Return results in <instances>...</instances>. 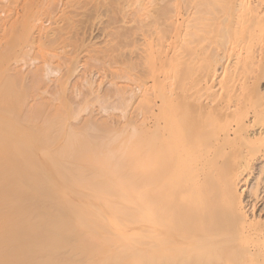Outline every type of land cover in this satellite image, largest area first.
Returning a JSON list of instances; mask_svg holds the SVG:
<instances>
[{
	"label": "bare ground",
	"instance_id": "bare-ground-1",
	"mask_svg": "<svg viewBox=\"0 0 264 264\" xmlns=\"http://www.w3.org/2000/svg\"><path fill=\"white\" fill-rule=\"evenodd\" d=\"M49 1H38L41 10L30 7V13L28 5L23 7L29 14L21 13L33 18L32 27L53 13ZM110 1H124L132 13L124 12L138 22L127 31L128 73L117 72L127 82H120L124 87L118 80L112 89L104 90L103 83L95 89L97 76L90 82L87 76L89 91L88 86L86 93L74 90L76 100L58 90L63 95L54 91L49 99L47 93L36 104L35 96L30 101L18 95L32 88L23 84L28 75L21 71L11 72L17 80L6 73L12 81L6 83L5 77L0 84V264H264V214L255 211L264 192V0H188L187 8L184 0L187 14L182 19L174 15L172 0ZM79 2L76 9L83 6ZM44 28L41 23L37 32ZM54 29L35 35L54 41ZM184 65L192 71L187 80L181 75L188 69ZM45 66L46 76L54 74L52 64ZM72 66L77 73L80 68ZM37 72L34 76L40 78ZM63 84H54L55 89ZM14 92L20 97L14 98ZM59 103L65 111L57 109ZM95 104L101 115L119 110L127 121L120 127L95 113L88 116ZM83 111L90 112L86 119ZM132 160L142 166L139 174L130 168ZM19 162L30 168L9 166ZM50 164L58 165L57 176ZM77 187L103 197L104 203L68 197L66 191ZM139 198L141 229L116 237L112 224L131 215L125 202L131 205ZM131 241L144 244V252L127 263L122 257ZM104 254L116 257L102 258Z\"/></svg>",
	"mask_w": 264,
	"mask_h": 264
},
{
	"label": "rangeland",
	"instance_id": "rangeland-1",
	"mask_svg": "<svg viewBox=\"0 0 264 264\" xmlns=\"http://www.w3.org/2000/svg\"><path fill=\"white\" fill-rule=\"evenodd\" d=\"M30 1V2H29ZM36 1V0H35ZM35 1H31V0H0V2H1V4H0V6H2L1 8H0V21L1 22H3V23H1L0 22V44H2V45H0V84H2L1 82H4L5 80H3L5 77H6V73H7V75L10 73V75H8V76H11L13 73H15L14 72V69L17 71V74L19 73V75H20V73H21V75L22 74H24L25 76L26 75H28V79L26 80V78H24V83L23 84H25V85H31L32 86V88H30V90L28 91V90H26V89H24V91L26 90V92L28 91V93H26L25 94V92H24V95H23V89L21 88V87H19L20 89H22V90H19L21 93H17V91H16V93L18 94V95H20V94H22V96H24V99H29L30 101H32V100H34L33 99V97L35 98V100H36V104L38 103V102H40V100H44V97H47L46 96V94L49 96H51V93H53L52 94V96L51 97H53L55 94H56V92H54V91H57V92H59L61 95H63L60 91H63V92H65L66 93V95H64V96H67V98H69V96L72 98V99H75L76 100V98L77 97H73L74 95L76 96V93L77 92H75V94H74V90H76V91H81L82 89L83 90H86V87L84 88V86H88V82H86V81H88L89 79L91 80L92 78H94V76H97L96 78H94V79H96L95 80V82L93 83V85H96L95 86V89H97L98 88V86L99 87H101V84H102V88L105 90H108V89H112L114 86V84L112 83V82H115V81H118L119 83L118 84H120V86H122V87H124V85L123 84H121L120 82H122V83H124V81H120L121 79H119L120 77H122V75H120V74H126L127 75V73L128 72H125V70L127 69L128 70V64L129 63H127V62H129L128 60H126L127 58H128V52L129 51H131V49H130V47H128L127 48V34L129 33V32H127V31H130L131 29V27L132 26H135V25H137L138 24V22L136 23V21L133 19V15H132V19H131V15L130 14H126L125 12H128V11H130L129 13H132V10H128L127 11V9H131L130 7L128 8V7H126L125 5V3H124V1H121L123 4H121L120 2V4L118 3V2H111L110 0H103L104 2H106V4L104 3V2H101V1H99V0H91V1H89V5H87V1L86 0H84V1H80V0H73V1H71V0H52V3H51V1H49V0H43V2H46V3H48V1L50 2V4H55L54 6L53 5H51L50 6V8H51V12H53V13H51V14H44V16L42 15L41 16V18H42V20H40V22L42 23V26L44 25L45 27H47V28H44L47 32L48 31H52L53 30V28H55L54 30L56 31V37L58 36L59 38H57L56 39V37H55V39H54V41H49V43H48V41H47V38L45 39V36H43V35H41V37H40V35L39 34H37V35H35L36 33H40L41 34V32H42V34H46L45 32V30H40V31H38L37 32V28L39 27L40 28V26H41V23H38V22H36V27L34 28V27H32L30 24H31V22H32V19L30 18V16L29 17H27V15L30 13L29 11H30V7H31V10H32V8L33 9H35V6L36 7H38V10L40 9V5L38 6L37 5V3H39L40 2V0H37V2H35ZM39 1V2H38ZM72 2V3H74L73 5H72V3H68V2ZM80 1V2H79ZM86 1V2H85ZM93 1V2H92ZM174 3H172V5H173V9L175 10V12H174V15H178V17L180 18V19H182V17L180 16L181 14L182 15H184V14H187V9H183L184 8V6H185V2H186V7L185 8H187V4L189 3L188 2V0H185V2H184V0H181V2L179 1V0H177V1H179L180 2V4H179V2H176L175 0H172ZM22 2V3H21ZM25 2V3H24ZM31 2H34V3H31ZM58 2V3H57ZM77 2H79L78 3V6H80V3L81 2H83L82 4H83V6L85 7V5H86V8H84L83 6V9H82V7H81V10H79V8H77L78 9V11L79 12H81V13H79L78 11H77V9H76V7H77ZM85 2V3H84ZM92 2V3H91ZM94 2H96V3H94ZM108 2V3H107ZM111 4H110V3ZM176 2V3H175ZM64 3V4H63ZM96 5L97 4V6L93 9V7L95 6L94 4ZM100 3H102L103 5H100ZM116 3H118V4H116ZM182 3V4H181ZM12 4V5H11ZM16 4H18V5H16ZM68 4H71L70 6H71V8H72V6H74V8L75 9H71L70 7H69V5ZM76 4V5H75ZM100 6H99V5ZM125 4V5H124ZM180 5L181 6V9L179 10V8H180V6H178L179 8H176L177 7V5ZM183 4H184V6H183ZM28 5V6H27ZM30 5V6H29ZM91 5H92V7H91ZM117 5V6H116ZM123 5L125 6V7H123ZM19 6V7H18ZM25 6H27V7H29V10H28V8H26L25 10L27 11V12H29V13H27V12H25V10H24V8H25ZM63 6V7H62ZM66 6H68L69 8H67ZM76 6V7H75ZM90 6V7H89ZM98 6H99V8H98ZM106 6V7H105ZM183 6V7H182ZM10 9H9V8ZM24 7V8H23ZM53 7V8H52ZM87 7H89V10H88V8ZM102 7V8H101ZM108 7V8H107ZM112 7V8H111ZM6 8V9H5ZM16 10H15V9ZM61 8H65L64 10L63 9H61ZM1 9H5V11L4 10H2L1 11ZM24 11H23V10ZM37 9V8H36ZM61 9V10H60ZM123 9V10H122ZM124 9L126 10L125 12H124ZM185 10V11H183V10ZM20 11V12H18V11ZM41 10V9H40ZM72 10V11H71ZM75 10V11H74ZM86 10V11H85ZM90 10H93V11H90ZM99 10V11H98ZM112 10V11H111ZM119 10V11H118ZM10 11V12H9ZM17 11V12H16ZM23 11V12H22ZM67 11V12H66ZM82 11H83V13H82ZM96 11V12H95ZM122 13H121V12ZM178 11H180V12H178ZM182 11V12H181ZM14 12H15V14H14ZM24 13V14H27L26 15V17L24 16V14H22V13ZM35 12L37 13V10H35ZM70 12L72 13V14H70ZM78 12V13H77ZM87 12H89V13H87ZM92 12V13H91ZM102 12V13H101ZM186 12V13H185ZM6 13V14H5ZM16 13H18V14H16ZM19 13H21L22 15L20 16V14ZM61 13V14H60ZM63 13V14H62ZM74 13V14H73ZM76 13H77V15H76ZM122 15H120V14ZM175 13H177V14H175ZM180 13V14H179ZM4 14V15H3ZM9 16H8V15ZM40 14V13H39ZM67 14V15H66ZM123 14H124V16L126 17H124L123 16ZM17 15V17H15V16ZM127 15H128V17H127ZM130 15V16H129ZM14 16V17H13ZM72 16H73V18H72ZM81 16V17H80ZM9 17L11 18V19H9ZM69 19H68V18ZM71 17V18H70ZM89 17V18H88ZM4 18V19H3ZM23 18V19H22ZM68 19V21H67V19ZM88 18V19H87ZM91 18V19H90ZM125 18V19H124ZM127 18H129L130 20H132V21H130V20H128ZM8 19V20H7ZM17 19V20H16ZM66 19V20H65ZM85 19V20H84ZM72 20H74V21H72ZM8 23H7V22ZM20 21V22H19ZM53 21V22H52ZM61 21V22H60ZM71 21V22H70ZM134 21V22H133ZM25 22L27 23L26 25H25ZM44 22V23H43ZM82 22V23H81ZM127 23V25H125L126 23ZM12 23V24H11ZM24 24V26L25 27H23L22 25ZM70 23V24H69ZM81 23V24H80ZM129 23V24H128ZM136 23V24H135ZM47 24V25H46ZM54 24V25H53ZM55 24H57V25H55ZM60 26H59V25ZM78 26H77V25ZM130 24H133L132 26L130 25ZM27 25H29L28 27H27ZM40 25V26H39ZM49 25V26H48ZM62 25V26H61ZM69 25V26H68ZM88 25V26H87ZM2 26V27H1ZM12 26V27H11ZM24 28V30L22 29V27ZM50 26H51V30H49L50 29ZM56 26V27H55ZM74 26V27H73ZM82 26V27H81ZM91 26V27H90ZM9 27H10V29H9ZM15 27V28H14ZM17 27H18V29H17ZM20 27V28H19ZM27 27V28H26ZM32 28V30H31V28ZM66 27V28H65ZM104 27V28H103ZM130 27V28H129ZM3 28H5L4 30H3ZM29 28V30H31L30 32H29V30H27ZM63 28H65V29H63ZM70 30H68V29ZM72 30H71V29ZM73 28H74V30H73ZM79 28H81L80 30H79ZM89 28V29H88ZM129 29V30H128ZM9 32H8V31ZM18 30V31H17ZM27 30V31H26ZM39 30V29H38ZM68 31V33H67V31ZM26 31V32H25ZM34 31V32H33ZM75 31V32H74ZM11 32V33H10ZM21 32V33H20ZM25 34H24V33ZM28 32H29V35H30V39L31 40H29V38H26V33H27V35H28ZM32 32L34 33L33 35H32ZM36 32V33H35ZM72 32V34H70ZM57 33H58V35H57ZM75 33V34H74ZM83 35H82V34ZM118 33V34H117ZM59 34H60V36H59ZM67 34H69L71 37L70 38H68L67 37ZM79 34V35H78ZM126 36H125V35ZM25 35V36H24ZM32 35V36H31ZM35 35V36H34ZM68 35V36H69ZM3 36V37H2ZM12 36V37H11ZM35 37V39H34V37ZM63 36H65V37H67V38H65V37H63ZM72 36H73V38H75V39H73L72 38ZM26 39H28V40H25V38ZM36 37H37V39H36ZM61 37V38H60ZM124 37H125V39H124ZM44 38V39H43ZM81 38V39H80ZM120 38V39H119ZM2 39V40H1ZM22 39H23V41H22ZM69 39V40H68ZM66 40V41H65ZM73 40V41H72ZM80 42H79V41ZM31 41V42H30ZM65 41V43H63ZM68 41V42H67ZM90 41V42H89ZM2 42V43H1ZM7 42V43H6ZM24 42V43H23ZM53 42V43H52ZM56 42H58L57 44H55ZM70 42V43H69ZM120 42V43H119ZM28 43V44H27ZM37 43V44H36ZM60 43H61V45H60ZM72 43V44H71ZM78 43V44H77ZM86 45H85V44ZM108 43H110V44H108ZM123 43V44H122ZM30 44V45H29ZM48 44V45H47ZM63 44V45H62ZM70 44V45H69ZM79 45V47H77V45ZM81 44V45H80ZM95 46H94V45ZM113 44V45H112ZM116 44V45H115ZM25 45V46H24ZM60 45V46H59ZM67 45V46H66ZM126 45V46H125ZM32 46V47H31ZM90 46V48H88ZM92 46H93V48H92ZM5 47V48H4ZM22 47H24V48H22ZM29 47V48H28ZM65 47V48H64ZM82 47V48H81ZM84 47V48H83ZM118 47V48H117ZM122 47V48H121ZM75 48V49H74ZM109 48V49H108ZM112 48H114V49H112ZM126 48V49H125ZM128 49V50H127ZM125 52V53H124ZM121 53H123V54H121ZM130 53V52H129ZM71 54V55H70ZM127 54V56L125 57L124 55H126ZM233 55V56H232ZM69 56V57H68ZM194 56V55H193ZM230 56H232L233 58H234V54H230L229 55V57ZM69 58V59H67V58ZM76 59H75V58ZM97 57H99V58H97ZM126 59H125V58ZM188 57V56H187ZM103 58V59H102ZM233 58H232V61H233ZM76 60V61H78V65H77V62L76 61H74V60ZM78 59V60H77ZM94 59V60H93ZM100 59H102V60H100ZM124 59H125V61H124ZM192 59V58H191ZM32 60V61H31ZM114 60V61H113ZM188 60V59H187ZM20 61V62H19ZM47 61H48V63L49 64H52V69H54L53 71H54V74H50L49 75V77L48 76H46V74H45V68H46V66L45 65H47L48 63H47ZM81 61V62H80ZM116 61H117V63H116ZM126 63H124V62ZM231 61V58H230V60H229V63H231L230 62ZM33 62V63H32ZM67 62V63H66ZM81 64H80V63ZM119 62V63H118ZM189 62V61H188ZM26 65H25V64ZM44 63V64H43ZM70 63V64H69ZM76 64V67H77V70L79 69V71H77V73H76V71H75V73L73 72V71H71V69H69V65L70 66H72V64ZM69 64V65H68ZM79 64H80V67H79ZM85 64V65H84ZM113 66H112V65ZM44 65V66H43ZM121 65H123V66H121ZM16 66H17V68H16ZM23 66H25V67H23ZM40 66H42V67H40ZM66 66V67H65ZM68 66V67H67ZM82 66V67H81ZM94 66V67H93ZM118 66V67H117ZM125 66V67H124ZM188 66H189V64H188ZM188 66H183V70H185V68H187ZM23 67V68H22ZM43 67H45L44 69H43ZM51 67V66H50ZM73 67V66H72ZM190 67V66H189ZM189 67H188V69H186L185 71H184V74H181V75H183L182 77H184L185 75L187 76V78H186V80L187 79H190V77H191V75L189 74V73H192V71H189ZM11 68H13V69H11ZM38 68V69H37ZM41 68H42V70H41ZM56 68V69H55ZM66 68L68 69V71H70L69 72V75H68V72H67V70H66ZM73 68H75V66L73 67ZM118 68H119V70H118ZM4 69H5V72H4ZM39 69H40V71H39ZM59 69V70H58ZM64 69V70H63ZM221 69V68H220ZM9 70H11V71H9ZM12 70H13V73H11L12 72ZM35 70L37 71L38 70V72L37 73H41L42 72V75L39 73V75L41 76L40 78L38 77V75H36V76H34L35 75ZM43 70H45L44 71V73H43ZM55 70H57V72H55ZM73 70V69H72ZM114 70V71H113ZM117 70V71H116ZM123 70V71H122ZM182 70V71H183ZM191 70V69H190ZM222 70V69H221ZM19 71H21V72H19ZM65 71V72H64ZM86 71H88V72H86ZM91 71V72H90ZM113 71V72H112ZM122 71V72H121ZM63 72V73H62ZM71 72H73L72 74H73V78L71 77L72 76V74H70ZM85 72H86V74H85ZM94 72V73H93ZM97 72V73H96ZM114 73L115 72V76H116V74H117V72L118 73H120V74H117V76L116 77H114V75L112 74V73ZM124 72V73H123ZM185 72L186 73H188V74H185ZM219 72H220V70H219ZM222 72V71H221ZM221 72H220V74H221ZM26 73V74H25ZM28 73V74H27ZM32 73V74H31ZM83 73V74H82ZM89 73H91V74H89ZM183 73V72H182ZM2 74H4V75H2ZM17 74H13L14 76H15V78H14V76H13V78L14 79H16V77H17V79H18V75ZM30 74V75H29ZM64 74V75H63ZM66 74V75H65ZM83 75V77H81L80 75ZM98 74V75H97ZM110 74V75H109ZM220 74H218L219 76H220ZM44 75V76H43ZM71 75V76H70ZM188 75H190V76H188ZM23 76V75H22ZM62 76V77H61ZM63 76H66V77H64V82H61V81H63ZM88 76V80H86V77ZM93 76V77H92ZM119 76V77H118ZM31 77V78H30ZM35 77L36 78H39V79H37V80H35L34 81V79H35ZM43 77H45V78H43ZM47 77V78H46ZM57 77V78H56ZM69 77H71V78H69ZM85 77V78H84ZM92 77V78H91ZM7 79H6V83H8V82H10V81H8L7 82V80L9 79H11V81H12V78H10V77H6ZM21 78V77H20ZM23 78L22 79H19L20 81H22L23 80ZM49 78V79H48ZM52 79V81H50L51 79ZM58 78H60V79H58ZM61 78H62V80H61ZM68 78H69V80H68ZM79 78V79H78ZM112 78V79H111ZM219 77L217 76L216 77V79L215 80H217ZM16 79V80H17ZM56 79H58V81L56 80ZM82 79V80H81ZM115 79V80H114ZM183 79H185V77L183 78ZM31 80H33V81H31ZM44 80V81H43ZM66 80H67V82H66ZM84 80H86V81H84ZM90 80H89V82H90ZM93 80V79H92ZM91 80V81H92ZM99 80H100V82H99ZM108 80H110L111 82H109ZM114 80V81H113ZM186 80H184V82H186ZM15 81V80H14ZM19 81V82H20ZM47 81V82H46ZM72 81V82H71ZM102 81V82H101ZM106 81V82H105ZM4 82V83H5ZM34 82H36L35 84H34ZM38 82V83H37ZM46 82V83H45ZM50 82V83H49ZM67 83L68 85H65L67 88H65V86H64V84L63 83ZM70 82V83H69ZM74 82H75V84H74ZM77 82V83H76ZM82 82V83H81ZM84 82H86V83H84ZM189 82V81H188ZM217 82V81H216ZM4 83H3V85H4ZM33 83V84H32ZM43 83V84H42ZM56 83H60V85L61 84H63V88L62 87H60V85L59 86H57L58 88H56L55 89V85L54 84H56ZM99 83V84H98ZM101 83V84H100ZM109 83V84H108ZM187 83V82H186ZM219 83V81L217 82V83H215V84H218ZM19 85L18 86H23L22 84H21V82L20 83H18ZM36 84H37V86H36ZM40 84V85H39ZM70 84V85H69ZM82 84V85H81ZM87 84V85H86ZM105 84V85H104ZM111 84V85H110ZM124 84H127V82L126 83H124ZM58 85V84H57ZM79 85V88L77 87L76 88V86H78ZM2 86V85H1ZM30 86V87H31ZM34 86V87H33ZM53 86V87H52ZM81 86V87H80ZM107 86V87H106ZM27 89H29L27 86H25ZM43 87V88H42ZM47 87V88H46ZM48 87H49V89H48ZM60 87V88H59ZM71 87V88H70ZM97 87V88H96ZM35 88H37V89H35ZM45 88V89H44ZM51 88V89H50ZM53 88V89H52ZM82 88V89H81ZM89 88H90V85L87 87V89H88V91H89ZM33 89H35V92H34V90ZM43 89V90H42ZM46 89H47V92H45L46 91ZM55 89V90H54ZM64 89V90H63ZM68 89V90H67ZM81 89V90H80ZM38 90V91H37ZM49 90V91H48ZM53 92H52V91ZM58 90H60V91H58ZM70 91V92H69ZM73 91V92H72ZM72 92V93H71ZM82 92V91H81ZM87 92V90L85 91V93ZM16 93L14 92V98H15V95H16ZM41 93H43V94H41ZM50 93V94H49ZM82 93H84V92H82ZM13 94V93H12ZM12 94H11V96H12ZM27 94H31L32 96L30 97L29 95L27 96ZM59 94V95H60ZM18 95H16L17 96V98H19L20 96H18ZM38 95L40 96L41 95V99L40 98H37L38 97ZM73 95V96H72ZM50 96L48 97L49 99H50ZM56 96H58V94L56 95ZM82 97V96H81ZM13 98V97H12ZM13 98V99H14ZM32 98V99H31ZM43 98V99H42ZM79 98V97H78ZM20 99H23V97L22 98H20ZM37 99H39L38 101H37ZM34 103V102H33ZM56 104H58L57 103V101H56ZM61 104L59 103V105L58 106H60ZM95 105H97V104H95ZM94 105V107H93V105H91V107H89L88 109H89V111H91L92 112V114L91 115H88V114H90V112L89 111H86V112H88V113H86L85 111H83V113L84 114H82L81 113V117H82V119H84L83 117H85V119H86V116L88 115V116H92L94 113L96 114L94 117H96L97 118V116L101 119V120H106V121H112V123L111 124H113V126L115 125V121H117V123L116 124H118L119 126L120 125H122L123 123H124V121L126 122L127 120V117L126 116H124L123 115V118H121L122 116V114H121V112H119V110H111V111H109V113H107L108 115H110L112 112H114V113H112L109 117H108V115H106V113H105V115H104V112L102 113V115H101V112H102V110H100V108L98 107V105L97 106H95ZM63 107V105H61V107H57V109L58 108H62ZM55 108V107H54ZM64 108H65V106H64ZM96 108H99V110L98 109H96ZM63 109V108H62ZM62 109H58L59 111L61 110L62 112L63 111H65L64 109L62 110ZM66 109V108H65ZM87 109V110H88ZM94 109L96 110V112H94ZM134 109V108H133ZM133 109H131V110H133ZM66 111H67V109H66ZM116 111V112H115ZM117 112H119L118 113V115H117ZM132 112H135V110L134 111H132ZM64 114H66L65 112H64ZM115 114L117 115V116H115ZM114 115V116H113ZM107 116V117H106ZM121 116V117H120ZM80 117V116H79ZM115 117H117V118H115ZM121 118V120H120V118ZM126 117V118H125ZM89 118V117H88ZM107 118H109V120H107ZM114 118V119H113ZM79 119H81V118H79ZM98 119V118H97ZM112 119V120H111ZM125 119V120H124ZM124 120V121H123ZM73 121H75V120H73ZM77 122V121H76ZM113 122H115V123H113ZM119 122L120 123H122V124H119ZM112 126V127H113ZM121 127V126H120ZM115 128H118L119 129V127L118 126H115ZM115 146H117L118 147V143L116 142L115 143ZM121 148H123L124 150H126V151H129L130 152V155L132 154L133 155V153L131 152L132 150H130V149H128V148H125V147H121ZM134 150V149H133ZM136 156H137V154H136ZM139 156H140V154H139ZM139 156H137V157H139ZM135 157V156H134ZM133 157V158H134ZM15 164V163H14ZM14 164H12V166H11V163L9 164V166L13 169V167L15 168V169H18L19 167H20V169H21V165L22 164H24V163H20L19 162V165H16L17 167H15L14 166ZM16 164H18V163H16ZM256 164H258V163H256ZM26 166V165H25ZM25 166H23L22 165V169L23 168H25ZM58 165H54V164H50L49 165V167L51 168V172H52V174H53V176H57L58 175V170H59V168L57 167ZM8 167V166H7ZM11 168H7V169H10L11 170ZM28 168H30V166H26V169H28ZM130 168H132V169H134L136 172H137V174H139V172L141 171V169H142V166L139 164V163H135V160H132V164L130 165ZM6 170V169H5ZM4 169H3V171H1V172H3V174H6V172H4L5 171ZM31 170V169H30ZM8 173H9V171H8ZM7 173V174H8ZM0 175H2L1 173H0ZM4 176H6V175H4ZM4 176H1V177H4ZM253 177V176H252ZM249 179H252L251 178V176L249 177ZM60 183H62V182H64L65 180L63 179V178H60ZM249 181H251V180H249ZM253 181H254V179L251 181V185H252V183H253ZM249 184V183H248ZM247 187V186H246ZM67 190H69V189H67ZM66 193H70L69 194V196L68 197H71L72 199H75V200H77V198H80V200L81 199H86V203L88 202H93V203H95V204H102V203H104V199H103V197H99V196H94V195H90V193L86 190V188H82V187H77V188H75L74 190H71L70 189V191L68 192V191H66ZM84 193H88L89 194V197H87V198H85V197H80L79 195L80 194H84ZM138 201H137V203H131V205L129 204V203H126L125 201V204H126V206L130 209V214L131 215H125L124 217H122V219H120V220H118V221H116V222H114L113 224H112V229L114 230V233H115V236L116 237H118V236H120L123 232H127V233H130L131 235H133V234H136V233H134V232H136V231H138V230H140L141 229V224H142V222H141V219H142V207L140 206V205H142V200L139 198V199H137ZM118 201H120V202H123V200L122 199H118ZM104 207H105V205H104ZM103 207V208H104ZM255 211L257 212V213H261V214H264V192H262L261 193V197L259 198V200L257 201V204H256V207H255ZM129 245L127 246V254L125 255V257H122V258H126V262L127 263H129V261L131 262V263H134V257H140L141 256V254L144 252V244H141V243H138V242H133V241H131V242H129L128 243ZM120 246V245H119ZM122 247V246H121ZM133 256V257H132ZM115 257L116 256H114V257H111V256H108V255H105L104 254V256L102 257V258H110V259H115ZM131 257H132V259H131ZM128 258H130L129 260H128ZM133 261V262H132ZM112 263H114V262H119V264L120 263H122V260H120V261H117V260H113V261H111ZM108 263H110V261L108 262Z\"/></svg>",
	"mask_w": 264,
	"mask_h": 264
}]
</instances>
